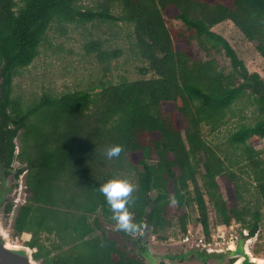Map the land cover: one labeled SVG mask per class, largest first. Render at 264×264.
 Returning a JSON list of instances; mask_svg holds the SVG:
<instances>
[{
	"label": "trees",
	"instance_id": "1",
	"mask_svg": "<svg viewBox=\"0 0 264 264\" xmlns=\"http://www.w3.org/2000/svg\"><path fill=\"white\" fill-rule=\"evenodd\" d=\"M96 1L99 9L91 11L79 5L82 0H0V162L8 169L15 159L24 165L13 173L17 179L24 172V189L11 235H29L23 245L34 250L32 260L38 264H143L126 246L93 235L100 222L116 223L98 191L115 178L135 186L129 210L134 222L152 234L169 227L173 200L176 210L192 202L204 241H209L205 196L215 222L224 227L234 222L247 237L256 235L260 210L264 212V161L246 142L264 137V83L257 73L247 72L229 44L210 28L230 21L264 61V0H230L228 5L217 0ZM113 6L132 27L138 54L146 62L140 73L152 77L102 85L92 95L77 91L44 96L24 107L13 96L12 82L37 56L51 23L113 21ZM171 10L184 29L170 34L163 15ZM173 39L180 50L174 49ZM191 40L206 60L192 59L186 51ZM85 50L95 52L103 63L119 55L116 50L101 51L92 41ZM213 51H222L228 59L226 75L210 56ZM246 89L256 107V122L237 128L227 143L238 150L244 172L255 184L257 197L251 207L240 205L246 189L230 163L226 165L227 157L216 154L201 136L202 127L212 133L225 123L226 111ZM116 144L124 151L107 159L106 148ZM152 155L156 161L148 163ZM218 182L231 201L222 198ZM11 207L8 204L5 212ZM177 224L185 233L184 213ZM120 234L126 239L133 235ZM140 242L133 241L137 247Z\"/></svg>",
	"mask_w": 264,
	"mask_h": 264
},
{
	"label": "rangeland",
	"instance_id": "2",
	"mask_svg": "<svg viewBox=\"0 0 264 264\" xmlns=\"http://www.w3.org/2000/svg\"><path fill=\"white\" fill-rule=\"evenodd\" d=\"M221 3L229 4L230 0H219ZM79 5L83 9L97 11L98 3L96 0H82ZM109 14L115 17L113 21H91L85 24L77 23H56L52 22L47 29L44 38L38 48V54L32 63L25 69L19 70L17 76L12 82L13 96L18 97L22 105L26 108L31 107L35 102H38L42 97L56 98L64 94H70L77 91L87 92L90 95L99 91L100 87L107 84H117L121 80L133 81L138 79H148L152 77L151 73L142 75L141 69L146 67V62L139 56L135 46V40L132 27L125 21L121 20V12L117 6H113L109 10ZM175 11L171 10L163 15L169 33L181 31L183 25L173 19ZM216 34L224 32L215 30ZM214 32V33H215ZM234 35L225 33L226 40L234 47L238 59H240L248 73H257L264 83V63L257 54L254 53V43L246 45L240 38V34ZM173 39L174 49L180 50V45ZM98 42L100 50L103 52L119 51V55L115 59H111L106 63L98 60L95 52L87 53L85 45L89 42ZM181 42V41H179ZM243 44V45H242ZM190 52L192 59L204 61L206 57L203 52L198 49L194 40H191L186 47V51ZM210 56L213 58L215 65L224 75L230 72L228 59L222 51L212 52ZM242 83V80H237ZM249 89L245 90V95L233 103L229 110L226 111L225 123L216 131L209 133L206 127H202L201 136L203 140L217 151L216 154L227 157L230 163V170L238 177L242 189L246 191L242 193V202L240 205L246 204L248 207L253 205L254 199L257 197L254 193V183L251 181L250 173L244 172L243 164L237 156L238 150L229 148L227 138L240 126H252L256 122V107L252 104L251 99L247 98ZM15 150L18 152V143L14 140ZM247 145L259 151L258 159L264 161V137L252 138L246 142ZM238 160V161H237ZM156 157L151 156L148 163H154ZM236 161V163H234ZM24 165L17 162L15 159L9 166L10 176L17 170L23 168ZM243 167V168H241ZM198 172L202 173V169L198 166ZM23 173L14 178L10 177V185L17 187L20 181L19 199L23 198ZM198 185L201 184L199 174L196 176ZM18 182V183H17ZM220 191L222 198L225 201H231L226 195L224 187L220 182ZM191 189V188H190ZM191 196V194H190ZM205 206L207 210L208 231L209 236L216 239L217 235L236 233L238 237H242L239 230V225L231 222L230 227H223L215 222L214 214L210 203L204 196ZM13 203L11 210L3 214L4 226L11 225L14 216ZM186 215V231H191V237L187 243H183V237L186 233H181L178 228L177 219L180 214ZM261 221L255 239L251 242L249 250L256 257H264V212L260 210ZM168 216L170 217V225L156 234L151 233V229H142L144 232L141 235V245H148L152 255L159 264H164L161 259H165L168 263H183L186 260H200L202 254L199 247L194 248L196 244L203 243V235L200 225L197 223V213L194 203L190 202L181 209L176 210L174 204L168 206ZM235 224V225H232ZM99 229L93 235L105 234L107 238L116 241L119 244L126 246L127 250L132 252L136 250L131 243L140 236V232L124 238L120 234V229L116 223L107 225L100 222ZM8 242H17L23 245V242L28 240L27 235L13 237L11 235L10 226L7 228ZM210 239V238H209ZM242 239H244L242 237ZM198 240H201L198 241ZM215 241V240H214ZM228 242L225 239V244ZM125 243V244H124ZM224 247V246H221ZM190 249V250H188ZM199 250V251H198ZM34 251V250H32ZM194 253L201 255L194 256ZM188 254V255H187ZM180 255H184L183 257ZM187 255V256H186ZM182 257V258H181ZM181 258V259H180ZM38 263V262H37Z\"/></svg>",
	"mask_w": 264,
	"mask_h": 264
},
{
	"label": "water",
	"instance_id": "3",
	"mask_svg": "<svg viewBox=\"0 0 264 264\" xmlns=\"http://www.w3.org/2000/svg\"><path fill=\"white\" fill-rule=\"evenodd\" d=\"M12 176H10L9 169L0 162V264H38L32 260V249L25 245L12 246L8 242L7 228L10 224L4 226L3 213L8 204L13 203V208L17 205L21 186L19 180L16 188L10 185L9 179ZM241 236L244 239L236 236L232 243L224 247L198 250L202 254L200 260L190 257L183 263H168L164 258L161 261L164 264H235L236 262L237 264H264V262L252 261L248 255L249 244L254 241L255 235L247 237L246 232H242ZM134 253L142 259L143 264H159L148 245L138 246Z\"/></svg>",
	"mask_w": 264,
	"mask_h": 264
},
{
	"label": "clouds",
	"instance_id": "4",
	"mask_svg": "<svg viewBox=\"0 0 264 264\" xmlns=\"http://www.w3.org/2000/svg\"><path fill=\"white\" fill-rule=\"evenodd\" d=\"M124 151L122 145L116 144L106 148L105 156L112 160L118 158ZM135 186L127 179H110L103 185L99 186L98 191L105 197L107 204L112 212V219L116 222V226L130 234L141 231V225L134 222L133 214L129 210V206L134 203L132 193ZM176 203L175 200L172 201Z\"/></svg>",
	"mask_w": 264,
	"mask_h": 264
},
{
	"label": "built area",
	"instance_id": "5",
	"mask_svg": "<svg viewBox=\"0 0 264 264\" xmlns=\"http://www.w3.org/2000/svg\"><path fill=\"white\" fill-rule=\"evenodd\" d=\"M23 203V198L20 200L19 199V201H18V203H17V205H20V204H22ZM16 205V206H17ZM15 206V207H16ZM232 225H235V224H232ZM224 227V226H223ZM230 226H228V228H229ZM231 228V227H230ZM242 232H246V231H240V234L242 233ZM237 236V234L236 233H233V234H220V235H217V237H216V239H214L212 236L210 237L209 236V241H207V242H205L204 241V239H203V243L202 244H196L195 243V245L194 246H196V247H199L200 246V248L203 250V249H212V248H218V247H221V246H227V245H229L230 243H232L233 242V240H234V238ZM189 237H191V231H186V233H185V235H184V237H183V243H187V241H188V238ZM225 239H227L228 240V242L225 244ZM215 240V241H214ZM198 241H200L201 242V240H198Z\"/></svg>",
	"mask_w": 264,
	"mask_h": 264
},
{
	"label": "crops",
	"instance_id": "6",
	"mask_svg": "<svg viewBox=\"0 0 264 264\" xmlns=\"http://www.w3.org/2000/svg\"><path fill=\"white\" fill-rule=\"evenodd\" d=\"M218 2H220L219 0H217ZM221 3V2H220ZM222 4H226V3H222ZM228 5V4H227ZM220 30V31H222V32H224L223 33V35L221 34V33H218V34H216V32H215V30ZM210 31L211 32H215L214 34H216V35H219V36H221L228 44H229V46L231 47V49L235 52V54H236V56H237V53H236V51H235V49H234V47L230 44V42L229 41H227L226 40V35H225V33L227 34V35H229V33H233L234 32V35L235 34H237L236 32H238L234 27H233V25L231 24V22L230 21H223V22H220V23H218V24H216V25H214V26H212L211 28H210ZM239 33V32H238ZM240 34V33H239ZM240 36H242L241 34H240ZM245 43H246V45H248V44H251V42H247L243 37H240ZM243 45V44H242ZM254 53L255 54H257L256 53V51L254 50ZM258 55V54H257ZM259 56V55H258ZM238 58V57H237ZM259 58H260V56H259ZM261 59V58H260ZM240 60V59H239ZM262 60V59H261ZM262 62L264 63V61L262 60ZM22 235H27L28 236V239H29V235L28 234H25V233H22Z\"/></svg>",
	"mask_w": 264,
	"mask_h": 264
},
{
	"label": "bare ground",
	"instance_id": "7",
	"mask_svg": "<svg viewBox=\"0 0 264 264\" xmlns=\"http://www.w3.org/2000/svg\"><path fill=\"white\" fill-rule=\"evenodd\" d=\"M9 245L12 246H19V244L17 242L14 243H9ZM249 257L252 259V261H258V262H264V260H262L264 257H256L253 254H251L250 252H248ZM238 262H236L235 264H237Z\"/></svg>",
	"mask_w": 264,
	"mask_h": 264
},
{
	"label": "flooded vegetation",
	"instance_id": "8",
	"mask_svg": "<svg viewBox=\"0 0 264 264\" xmlns=\"http://www.w3.org/2000/svg\"><path fill=\"white\" fill-rule=\"evenodd\" d=\"M142 229L145 230V228H144L143 226H142ZM144 230H141V232H144ZM141 232H140V236L137 237V238H139L140 241H141V235L143 234V233H141ZM100 235H103V236L106 237L105 234H100ZM137 238H136V239H137ZM136 239H135V240H136ZM135 240H134V241H135ZM140 243H141V242H140ZM140 243H139V244H140ZM124 244H125V243H124ZM131 245L134 247V249L137 247V246H136L137 244H134L133 242L131 243ZM194 248H197V247L195 246ZM131 250H132V248H131ZM187 255H188V254H187ZM187 255H186V256H187ZM180 256L183 257L184 255H180ZM194 256H196V257H197V256L200 257L201 255H199L198 253H194ZM182 257H181V258H182ZM181 258H180V259H181Z\"/></svg>",
	"mask_w": 264,
	"mask_h": 264
}]
</instances>
